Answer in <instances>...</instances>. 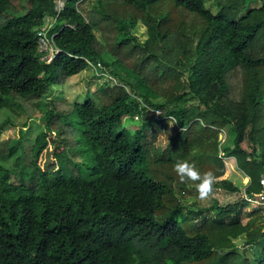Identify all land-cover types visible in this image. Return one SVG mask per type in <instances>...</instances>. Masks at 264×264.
I'll return each instance as SVG.
<instances>
[{
	"label": "trees",
	"instance_id": "obj_1",
	"mask_svg": "<svg viewBox=\"0 0 264 264\" xmlns=\"http://www.w3.org/2000/svg\"><path fill=\"white\" fill-rule=\"evenodd\" d=\"M213 1L67 0L47 63L36 29L55 0H0V109L49 103L30 179L4 161L24 131L0 142V264H264V0ZM89 68L105 77L91 97L48 102ZM163 122L174 131L161 147ZM229 157L249 184L225 202L203 204L199 181L175 171H210L212 194Z\"/></svg>",
	"mask_w": 264,
	"mask_h": 264
},
{
	"label": "rangeland",
	"instance_id": "obj_2",
	"mask_svg": "<svg viewBox=\"0 0 264 264\" xmlns=\"http://www.w3.org/2000/svg\"><path fill=\"white\" fill-rule=\"evenodd\" d=\"M81 2L82 3L80 7L89 9L94 6L96 0H81ZM261 2V0L252 2L250 6H260ZM207 5L216 10L213 0H207ZM134 33L137 34L142 41H145L148 38V29L141 22L135 27ZM99 76L91 68L81 72L80 74L71 76L64 83L54 85L53 91L47 97V100L48 102L51 100H56L60 103L83 102L87 98L91 97L93 93L100 87L101 83L105 80L104 76V78H100ZM48 105L49 103L40 102L35 109V113L30 117H26L25 114L17 112L13 110V108L4 107L0 109V142L7 139L18 140L21 138L20 129L24 131V148L22 147L15 157L10 156L4 161L13 169L16 167L14 171H22V174L27 179H30L29 172L26 170V168L28 166L27 161L31 155V145L34 143L36 136L40 132L46 130V125L43 118L46 111L48 110ZM127 125L128 127H131V130L132 128L135 129L136 127L133 122L128 123ZM173 131V126L170 123L163 122L160 127H158L156 132H154V135L151 136L152 139L156 141L161 147H164ZM53 137H55V135H53ZM224 137L225 144L228 143V146L233 147V134L226 131ZM243 146L247 148V143H244ZM21 152L24 153L23 157H25V168L24 166H18L15 164V158ZM225 161L227 166L226 173L220 179L228 180L230 183L239 186L241 190L237 193H231L222 185V183H220L219 179L215 184L212 194H207L203 197L200 196L202 203L205 205H209L213 198H219L221 202L237 198L241 195V192H243L245 186L249 184V177H247L243 171L239 170L234 158H225ZM250 253L251 252L248 250V254Z\"/></svg>",
	"mask_w": 264,
	"mask_h": 264
},
{
	"label": "built area",
	"instance_id": "obj_3",
	"mask_svg": "<svg viewBox=\"0 0 264 264\" xmlns=\"http://www.w3.org/2000/svg\"><path fill=\"white\" fill-rule=\"evenodd\" d=\"M66 1L67 0H55L56 13L47 14L44 17L43 24L36 29L38 51L40 53V59L44 62L50 63L60 51V48L56 45L54 40L55 33L51 34L50 32L57 21L59 13L65 8ZM97 67H102L101 63H99ZM156 113L158 117L161 115L159 110H157ZM261 183L264 186V176L261 178Z\"/></svg>",
	"mask_w": 264,
	"mask_h": 264
},
{
	"label": "clouds",
	"instance_id": "obj_4",
	"mask_svg": "<svg viewBox=\"0 0 264 264\" xmlns=\"http://www.w3.org/2000/svg\"><path fill=\"white\" fill-rule=\"evenodd\" d=\"M176 173L183 178L187 176L190 179L198 180L199 183L196 185L197 191L203 197L212 188V173L204 172L202 175L194 169V167L189 162H177L175 165Z\"/></svg>",
	"mask_w": 264,
	"mask_h": 264
}]
</instances>
